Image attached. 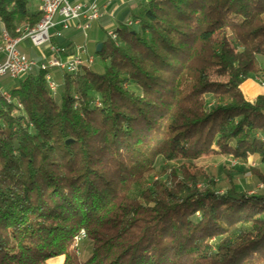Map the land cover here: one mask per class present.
Listing matches in <instances>:
<instances>
[{
  "label": "trees",
  "instance_id": "obj_1",
  "mask_svg": "<svg viewBox=\"0 0 264 264\" xmlns=\"http://www.w3.org/2000/svg\"><path fill=\"white\" fill-rule=\"evenodd\" d=\"M40 15L0 0L11 37ZM131 19L94 51L101 71L34 70L0 97V264H264V190L229 167L224 193L206 173L199 189L192 163L251 157L264 187V95L240 89L264 76V0H150Z\"/></svg>",
  "mask_w": 264,
  "mask_h": 264
},
{
  "label": "built area",
  "instance_id": "obj_2",
  "mask_svg": "<svg viewBox=\"0 0 264 264\" xmlns=\"http://www.w3.org/2000/svg\"><path fill=\"white\" fill-rule=\"evenodd\" d=\"M43 7V21L41 29H35L28 34L26 39L5 38L3 36V45L0 48V81L4 78L18 80L34 70L43 71V67L50 69H59L69 74H75L79 68V62H88L93 65L94 55L87 54L86 45L75 47V53L69 58L61 57L66 52L65 48L54 44L52 41L62 37V33L71 29H79L84 35L90 28V23L102 17L97 3H75L68 0H37ZM131 23H129L130 25ZM60 27V31L52 34L53 29ZM110 33H108L110 37ZM28 41L32 48L40 49L46 47L50 56L46 59L29 58L20 50V44ZM86 54V55H85ZM85 55V57H83ZM264 85V76L257 77ZM46 81L52 93H55L57 85L52 75H46ZM0 97L10 100L9 93L0 89Z\"/></svg>",
  "mask_w": 264,
  "mask_h": 264
},
{
  "label": "crops",
  "instance_id": "obj_3",
  "mask_svg": "<svg viewBox=\"0 0 264 264\" xmlns=\"http://www.w3.org/2000/svg\"><path fill=\"white\" fill-rule=\"evenodd\" d=\"M70 3H91L96 2L100 11L102 12V17L96 21L90 23V28L86 31V35L82 33L79 29H71L68 32L62 33V37L58 38L60 40L58 43L60 47L65 48L68 52L69 58L72 54L75 53V47L79 45H86L87 54L94 55L93 46L101 44L105 33L113 32L118 27L123 24H126L131 19L133 13L139 10L144 6L149 0H68ZM28 7L31 12L40 11V4L37 0H28ZM60 31V27L53 29L52 34H56ZM101 35L102 38H101ZM95 47V50H96ZM20 50L29 58H39L41 55L37 49L31 47L28 41H23L20 44ZM86 55V54H85ZM83 55V57H85ZM49 56H47L48 58ZM62 57V56H61ZM46 58V59H47ZM64 58V57H63ZM55 76L56 71H54ZM1 84V82H0ZM243 94L246 96V99H255L259 95H264V86L257 85L252 79L245 81L242 84ZM3 91L9 92L11 87L5 86L1 87ZM60 261L62 264L63 257L56 258L50 261ZM49 261V264H50Z\"/></svg>",
  "mask_w": 264,
  "mask_h": 264
},
{
  "label": "rangeland",
  "instance_id": "obj_4",
  "mask_svg": "<svg viewBox=\"0 0 264 264\" xmlns=\"http://www.w3.org/2000/svg\"><path fill=\"white\" fill-rule=\"evenodd\" d=\"M129 23H131L129 25ZM139 21H134L133 19H130L128 22H126L127 25L132 27H137ZM25 26L20 27L21 36L23 34V29ZM103 35H101L102 38ZM95 46H93V52L95 51ZM38 52L41 53V57L47 58V56H50V53L46 47L37 49ZM95 61L93 63V69L96 71L102 70V62L99 58L94 55ZM261 66L264 69V60H260ZM262 75H254L251 76L250 79H252L257 85V80H255L257 77H260ZM53 78V76H52ZM54 79V78H53ZM18 85V80H11L8 78H4L1 80V87L9 86L12 88H15ZM242 86V85H241ZM50 89V88H49ZM57 89V88H56ZM242 91V87H240ZM6 92V91H5ZM9 93V92H6ZM243 93V91H242ZM244 95V94H243ZM260 96V95H259ZM246 98V96L244 95ZM258 97V96H257ZM255 97V99L257 98ZM255 99H247L249 101H254ZM98 101V100H97ZM248 162L246 164H243L237 160L228 158L226 156H222L221 154H215V153H209L204 155L199 160L193 161V168L194 170H197L201 175L198 178V185L197 187L199 189H203L204 182H205V176L203 174H207L208 176H212L211 179L214 183L217 184L218 192L220 194L224 193L227 184L225 182V174L224 169L229 167V169L232 171L231 177L236 182V189L238 191H246L248 194H255V193H262L264 190L263 184L259 183L256 184L254 181L253 176L251 175L249 171V167H255V163L252 161L251 157H248ZM182 161H171L168 163H164L162 159H158L156 162V169L159 170L162 166L166 165V169L169 170L170 168H177L181 165ZM262 170L264 171V167H262ZM158 176L154 177L153 179H157ZM84 238V239H83ZM74 253L80 257L82 260H85L90 252H91V246L90 243L86 239L85 231H81L77 237L74 239V245H73ZM50 264H61L60 261H50Z\"/></svg>",
  "mask_w": 264,
  "mask_h": 264
},
{
  "label": "bare ground",
  "instance_id": "obj_5",
  "mask_svg": "<svg viewBox=\"0 0 264 264\" xmlns=\"http://www.w3.org/2000/svg\"><path fill=\"white\" fill-rule=\"evenodd\" d=\"M39 4H40V13H41V17H40V19H39V21L37 22V24L34 26V27H32V28H27V27H25L24 29H23V34H22V36L20 35V36H17V37H11L4 29H2V28H0V48H1V46L3 45V36L5 37V38H13V39H26V38H28V34L31 32V31H34L35 29H41V22L43 21V7L41 6V2H39ZM110 38L113 40V41H116V39H117V34L113 31V32H111L110 33ZM85 65H87V66H90L89 64H88V62H79V68H77V71H76V73L77 72H79L81 69H82V67H84ZM48 69H50V67H43V71H45V70H48ZM47 75H50V74H47ZM257 82H258V84H260L261 86H264L263 84H261V82H260V80H257ZM84 239V238H83Z\"/></svg>",
  "mask_w": 264,
  "mask_h": 264
},
{
  "label": "water",
  "instance_id": "obj_6",
  "mask_svg": "<svg viewBox=\"0 0 264 264\" xmlns=\"http://www.w3.org/2000/svg\"><path fill=\"white\" fill-rule=\"evenodd\" d=\"M150 1V0H149ZM60 41V40H59ZM102 45L101 44H98L97 47H96V52H99L100 49H101Z\"/></svg>",
  "mask_w": 264,
  "mask_h": 264
}]
</instances>
